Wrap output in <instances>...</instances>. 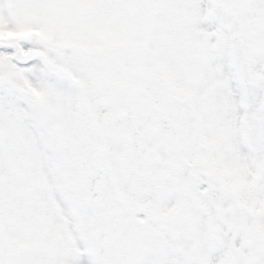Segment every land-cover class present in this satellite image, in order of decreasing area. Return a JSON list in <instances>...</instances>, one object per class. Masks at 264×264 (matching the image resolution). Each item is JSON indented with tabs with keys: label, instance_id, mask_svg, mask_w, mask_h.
<instances>
[{
	"label": "snow or ice",
	"instance_id": "snow-or-ice-1",
	"mask_svg": "<svg viewBox=\"0 0 264 264\" xmlns=\"http://www.w3.org/2000/svg\"><path fill=\"white\" fill-rule=\"evenodd\" d=\"M0 264H264V0H0Z\"/></svg>",
	"mask_w": 264,
	"mask_h": 264
}]
</instances>
